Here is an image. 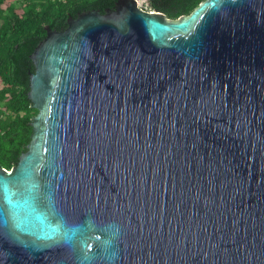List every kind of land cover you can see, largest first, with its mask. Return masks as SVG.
Segmentation results:
<instances>
[{
    "label": "water",
    "instance_id": "95a60500",
    "mask_svg": "<svg viewBox=\"0 0 264 264\" xmlns=\"http://www.w3.org/2000/svg\"><path fill=\"white\" fill-rule=\"evenodd\" d=\"M45 30L0 264H264V0Z\"/></svg>",
    "mask_w": 264,
    "mask_h": 264
},
{
    "label": "trees",
    "instance_id": "16d2710c",
    "mask_svg": "<svg viewBox=\"0 0 264 264\" xmlns=\"http://www.w3.org/2000/svg\"><path fill=\"white\" fill-rule=\"evenodd\" d=\"M117 0H0V165L11 171L31 141L38 114L28 97L35 71L30 56L46 26L64 30L79 13L113 8ZM205 0H148L150 9L177 20Z\"/></svg>",
    "mask_w": 264,
    "mask_h": 264
},
{
    "label": "rangeland",
    "instance_id": "374dc122",
    "mask_svg": "<svg viewBox=\"0 0 264 264\" xmlns=\"http://www.w3.org/2000/svg\"><path fill=\"white\" fill-rule=\"evenodd\" d=\"M22 0H18V2H21ZM140 7L143 8L146 11H153L150 9L148 0H140ZM1 25V20H0Z\"/></svg>",
    "mask_w": 264,
    "mask_h": 264
}]
</instances>
